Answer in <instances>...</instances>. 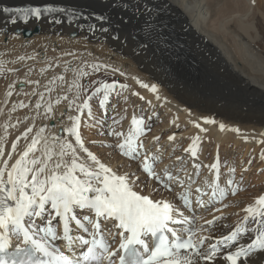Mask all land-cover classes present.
<instances>
[{"label":"snow or ice","instance_id":"obj_1","mask_svg":"<svg viewBox=\"0 0 264 264\" xmlns=\"http://www.w3.org/2000/svg\"><path fill=\"white\" fill-rule=\"evenodd\" d=\"M0 12L7 14L13 25L49 17L51 22L62 24L60 17H64L69 24L77 23L80 29L86 23L88 32L93 35L98 32L113 41L127 43L131 37L133 52H159L180 63L191 57L194 65L203 71L200 81L185 82L182 99L190 105L185 109L190 117L191 108L203 107L211 99L213 106L222 104L225 109L235 111L247 109L264 122V90L249 88L240 81L217 80L211 72L210 57L201 54L194 40L189 43L181 38L182 25L169 15L167 0H88L84 6L65 4L62 0H40L2 6ZM91 68L93 73H98L107 65L93 64ZM69 70L78 77L90 76L83 68H65ZM57 79L64 82V74L49 80L44 86L48 93L53 91L49 85ZM20 83L40 85L39 81L31 80ZM13 87L9 85V89ZM127 87L116 81L92 80L90 84H77L75 98L63 96L68 101L67 111L59 116L53 110L51 98L46 101V110L40 112L45 93H37L35 89L30 94L23 93L39 96L34 106L24 100L12 102L11 112L32 109L48 123L38 127L36 117L28 115L17 119L11 127L18 134L7 152L4 146L7 133L0 137V264H210L217 260L227 264H252L254 253H264V195L256 199L259 211L252 206L245 209L249 216L244 220H251V227L243 231L237 227L214 242L212 237L197 236L198 232L213 231L217 221L224 219L213 216L204 225L194 226L197 211H221L215 204L228 207L223 200L239 191L232 190L235 183L232 179L225 187L198 179L204 166L203 160H197V144L202 139L199 134H193L190 146L181 154L177 155L176 149L168 153L171 163H166V148L156 147L160 136L152 138L155 143L146 144L141 139L152 129L151 117L146 123L143 116L134 115L133 131L125 135L113 127L119 123L115 117L101 120L94 116L90 102L95 97L102 96L99 106L107 111L110 95ZM141 87L149 88V85L141 83ZM150 90L157 92V86L151 85ZM13 95L12 90L7 92L8 102ZM133 95L144 100L139 93ZM55 102L60 103L59 97ZM202 119L204 124L216 123L214 118ZM82 123L94 130L93 136L84 134ZM192 124L198 132L207 131L195 120ZM219 128L228 130L222 122ZM231 130L240 131L239 128ZM168 140L175 141V133ZM94 147L111 151L112 155L107 156L109 163L103 162L92 150ZM189 158L192 173L187 172ZM113 160L117 170L124 169L122 174L117 175L110 166ZM261 161L264 162V152ZM252 163L248 161L249 165ZM210 168L219 180L218 154ZM58 225H62V232ZM245 233L249 234L251 243H238V236ZM253 233L255 238L251 236ZM13 238L17 241L15 247ZM221 245L228 249L226 254L221 251ZM233 247L235 250H231Z\"/></svg>","mask_w":264,"mask_h":264},{"label":"bare ground","instance_id":"obj_2","mask_svg":"<svg viewBox=\"0 0 264 264\" xmlns=\"http://www.w3.org/2000/svg\"><path fill=\"white\" fill-rule=\"evenodd\" d=\"M246 1L251 3V0ZM39 2L40 0H0V7ZM62 2L69 5L79 4L84 6L88 3V0H62ZM242 3H245V1L167 0L169 15L182 25L181 38L186 39L189 43L194 40L199 45L201 54L210 57L211 72L217 80L221 83L240 81L243 82V85L260 91L264 90V46H259L260 50H257L252 43L258 37H262L261 42L264 43V35L258 26L259 21L254 20L252 16L256 9L251 8V4L248 8L238 9L236 5ZM261 4L264 5V0H261ZM252 6L257 7L254 2H252ZM256 11L259 12L258 9ZM259 14L262 17L260 23L264 28V12H259ZM60 18L64 21L62 24L51 22L49 17L41 21L30 20L28 24L18 21L17 24L13 25L9 23L7 14L0 12V137H4L7 133L8 139L4 141L6 152L11 150V141L18 134L16 129L11 127L17 119L28 115L29 117H36L38 127L43 123H48V121H44L40 116H37L32 109L10 111L12 102L23 99L26 103L30 102L34 106L39 99L38 95L25 96L17 93L16 87L18 84L23 85L26 93L29 94L34 89L37 93L44 92L45 102H42L40 112L43 113L46 110V101L51 98L53 110L59 116L61 112L67 111L68 101H65L63 96L68 95L70 98H75L77 84H90L92 80L113 79L112 81L116 80L119 84L128 86L123 90L117 89L115 93L110 95V100H113L115 95L120 94L122 95L120 100L127 101L126 104L122 103L112 115V117L124 120V124L116 126V130L120 131L121 129V132L125 135L133 131L131 121L127 120L128 115L134 116L136 111L137 117L140 111L142 113L146 110L148 118L151 114L153 116L155 110H157L163 115L162 119H165V124L160 126L158 131L163 132L170 128V125H173L176 129L177 125L182 124L191 129L190 132L184 130V135L187 133L192 134L191 140L194 138V133L201 136V142L197 144V152L201 146L205 148L207 144H210L213 153L217 151L218 155L220 152L223 153V149H234L240 146L244 149L241 152L242 157L249 153L261 158V153L264 152V143H262L264 142V122L249 114L247 109L243 111L228 110L222 104L213 106L212 100L209 99L203 107L191 108V117L189 112L185 111L186 108L190 107L182 99L185 96V82L191 84L200 81L203 71L198 65H194L191 57L188 58L187 62L180 63L174 57H169L166 54L161 55L159 52L155 54L140 52L139 50L133 52L130 37L127 43H124L123 40L113 41L108 36L101 35L98 32L95 35L88 32L86 23L84 29H80L77 27V23L69 24L66 18ZM68 53L73 55H68ZM20 57H24V59L21 60ZM186 63H188V66ZM93 64L107 65V68H101L100 72L93 73L91 68ZM65 68H83L90 73V76L78 77L71 70L65 71ZM9 69H18V71H9ZM29 69H31V72H29ZM61 73L64 74L65 81L62 82L57 79L54 84L49 85L53 88V91L48 93L44 86L48 85L49 80L54 75L59 76ZM25 80L39 81L40 85L20 83ZM137 81H140V83H137ZM141 83L148 84L149 88L141 87ZM153 84L157 86V92L155 93L150 90ZM9 85H14V87L9 89ZM69 86H71L70 91ZM9 90L14 92L10 102H8L6 96ZM133 93H139L140 96L144 97V100H140ZM157 96H159V99H157ZM57 97H59L60 103L55 102ZM148 101H151V103H148ZM80 102V100H77V103ZM131 103H135V105L132 107ZM92 109H95V107H92ZM109 109L108 106L107 110ZM119 110H126V112L123 113ZM98 111L106 112L104 109H98ZM152 116L151 120L156 121V118ZM204 117L214 118L216 123L204 124L202 119ZM193 120L199 122L201 127L207 131L198 132L192 124ZM173 121H175V124ZM64 122L65 124L69 123L66 117ZM221 122L226 125L227 131H222L219 128ZM91 123L92 121L89 120L88 124ZM127 123L130 125L124 127ZM88 124L82 123L81 125L84 134L91 129ZM6 125L8 126L7 129ZM232 128H239L240 131L238 133L233 132ZM52 131L57 130L53 129ZM181 135L175 133L176 138ZM168 136L165 137L166 141L158 143L156 147L164 146L168 149L166 151H169L170 144H176L177 141H169ZM148 142L155 143L153 140H147L145 143ZM190 143L186 148L190 146ZM169 145L170 147H168ZM36 154L40 155L39 152ZM97 154L101 156L103 162L109 163L107 160L109 154ZM198 156L203 158V155H199V152ZM214 156L209 160V164L201 168L203 169L201 176L206 175V180L210 183L214 172L210 165L216 162ZM173 159L175 160V156L172 157ZM197 160L200 159L197 157ZM165 162L170 163L171 161L165 159ZM110 166L117 172V175L124 172L123 168L119 170L115 168V160L111 161ZM190 171L193 172L194 169L192 168V161L188 159L187 172ZM225 179L226 176L221 172L219 180L216 179V183H219L220 187H225ZM185 194L192 195V193ZM256 199L250 206L259 211L260 206L256 204ZM215 207L219 208L220 203H217ZM223 212L221 210L218 213ZM197 213V217L200 216L202 219L198 220L194 226L202 225V222L212 219L213 216L218 214L213 211L204 212L199 210ZM228 216L217 221V227L213 231L198 232L197 236L212 237V242H214L221 236L229 235L237 227L243 231L253 224L251 220L245 222L244 218L249 216L246 211L244 214L235 217V219L240 220L237 225L229 224ZM185 228H187V225H185ZM255 235L256 233L251 234L252 238H255ZM248 237V233L238 236L237 242L251 243V239ZM205 247H207V244ZM227 250L225 248L221 249L225 254ZM231 250H235V248L233 247ZM210 264H227V262L217 260L210 262ZM252 264H264V253H254Z\"/></svg>","mask_w":264,"mask_h":264},{"label":"rangeland","instance_id":"obj_3","mask_svg":"<svg viewBox=\"0 0 264 264\" xmlns=\"http://www.w3.org/2000/svg\"><path fill=\"white\" fill-rule=\"evenodd\" d=\"M244 1H245V3H242L241 5H236V7L238 9L242 10L243 8H248L249 5L251 4V8L256 9V10L258 9L259 12H264V7H263L264 5L261 4V0H251V3L246 1V0H244ZM252 2H254L255 6H257V7H253ZM256 10L253 12L252 16H253L254 20L259 21L258 26H259V28H261V30L263 31V35H264V28L262 26V23H260V20H262L261 19L262 17H260L259 12H257ZM20 36H21V34H20ZM20 36H18V37H20ZM261 40H262V37H258V38H256V40L253 41L252 45L255 47V49L260 50L259 46H261V47L264 46V43H262ZM186 65L188 66V63H186ZM112 80L113 79L99 80V81H100V83H109V82H112ZM114 81H116V80H114ZM96 86H99V85H96ZM16 88H17V93L22 94V95H23V93H26V89H25V87H23V85H21V87H16ZM121 97H122V95H120V94L115 95L113 100L111 99L109 101V108L110 109L107 110L105 113L98 111V109L103 110L99 106V99H101V96L95 97L93 99V101L90 102L92 107H95V109H92L94 116L98 119H101V120H104L110 116L112 117V115H114V111L117 108H119V106L122 103L126 104V102H127V101L120 100ZM21 100H23V99H21ZM128 103H130V102L128 101ZM131 105L133 107L135 105V103H133V104L131 103ZM119 111H121L123 113L126 112V110H119ZM134 114L136 116V111ZM154 115L152 116V114H151V116L153 118H156L155 119L156 121L151 120V122H152L151 131L147 132L146 136L142 137L141 139H144V142H146L147 140H152V138L154 136H160L161 140L159 143H162V142L166 141L165 137L167 135H170L172 133H180L182 135L178 136L176 138L177 147H176V144H170L171 148L169 149V151H166V152L164 151V153H166L164 155V160L168 159V153H170L173 149H176L177 154L178 153L181 154L183 152V149L186 148L187 145L190 143L191 135H192L191 133H187L186 135H184V130H186L187 132H190L191 129H189L185 125L183 126L182 124H180L178 127H176V129H174L173 125H170V128L164 130L163 132L158 131V129H160V126L165 124V119H162L163 115H161L160 112H157V110H155ZM141 116H143L145 118V121L147 123V119H148L147 116L148 115H147L146 110L142 113L140 111V114L139 113L137 114V118H140ZM132 117H133V115H131V114L128 115L127 120L131 121ZM115 119H117L119 121L118 124L113 126L115 129H116V126L124 124V120L122 118H115ZM129 125L130 124L127 123V125H124V127H126V126L128 127ZM120 131H121V129H120ZM93 133H94V130L90 129L85 133V135L86 136H93ZM108 142H110V141H106V143H108ZM92 150L96 153H106V154H109L110 156L112 155L111 151L109 149H106V148L94 147V148H92ZM166 150H168V149H166ZM243 150L244 149H242V147L239 146V147H236L234 149H232V148H228L226 150L223 149V153L222 152L219 153V160H223L220 162V165L222 168L221 171H223V175L226 176L225 180L228 181L229 179H232L235 181V183L232 185L233 191H235L237 188L239 189V191L237 192L236 195L229 194L228 195L229 198H227L226 200L225 199L223 200V203L228 205V207H226L227 210L224 213V217L229 215L228 216V223L231 225L239 224L240 220L235 219V217L238 215L244 214L245 207L250 206L255 201L256 198H258L260 195H262V193H264V162L261 161V158H257V156L249 154V153H246V155L242 157L241 152ZM198 152L203 153V158H201L200 156H198V158L200 160H203L204 165L209 164L208 162L213 157V155H215L214 156L215 159L217 157V151H216V153H213V148L210 147V144L209 145L207 144L205 148H202V146H201L199 148ZM150 154H152V153H150ZM185 156L187 157V153H185ZM249 160L253 161V163L251 165L248 164ZM233 169H234V174H232ZM244 169H248V171L245 172ZM227 181H226V183H227ZM179 195H180V193H177V196H179ZM219 208H222V204H220ZM215 216L223 217V213H218ZM202 223L204 225V222H202Z\"/></svg>","mask_w":264,"mask_h":264}]
</instances>
